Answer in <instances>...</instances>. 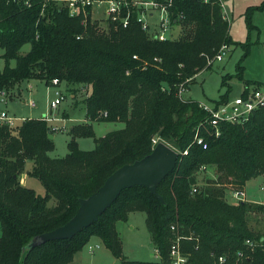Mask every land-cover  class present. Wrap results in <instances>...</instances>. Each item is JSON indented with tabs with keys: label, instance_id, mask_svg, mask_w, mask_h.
Listing matches in <instances>:
<instances>
[{
	"label": "trees",
	"instance_id": "16d2710c",
	"mask_svg": "<svg viewBox=\"0 0 264 264\" xmlns=\"http://www.w3.org/2000/svg\"><path fill=\"white\" fill-rule=\"evenodd\" d=\"M29 2L30 6L24 0H0L5 60L0 90L10 91L32 79L53 85L58 78L75 97L79 87L91 91L84 98L87 120L70 128L69 152L63 157L49 154L55 130L44 117L27 118L16 128L0 126V264H69L93 236L121 264H170L171 245L178 236L190 264H221L222 255L227 256L222 264L249 259L264 264L262 235L248 220L252 210H264V203H231L225 191L228 186L243 189L250 179L264 176V108L245 124H222L221 135L215 136L198 100L178 96L180 84L188 86L198 72L210 67L207 54L214 56L223 44L232 43L220 1L174 0L172 23L181 25L182 32L167 40L151 37L137 21V10L127 27L110 21L104 28L91 14L85 23L83 14L71 16L63 1ZM262 9L264 2L247 10L249 29L255 27L254 11ZM250 43L249 39L244 57ZM26 44L30 49L21 53ZM229 98L227 93L217 101ZM93 121L124 125L96 137ZM197 132L207 148L195 141ZM78 137H95L97 145L81 149ZM155 137L179 152L176 167L158 185L164 202L145 186L126 188L98 221L74 237L23 251L34 236L65 224L80 199L97 191L115 170L151 153ZM208 167L215 176L208 182L221 188L192 194L196 174ZM23 174L40 181L45 194L23 184ZM135 211L147 214L158 260L124 255L116 225ZM247 239L260 244L251 250Z\"/></svg>",
	"mask_w": 264,
	"mask_h": 264
},
{
	"label": "rangeland",
	"instance_id": "374dc122",
	"mask_svg": "<svg viewBox=\"0 0 264 264\" xmlns=\"http://www.w3.org/2000/svg\"><path fill=\"white\" fill-rule=\"evenodd\" d=\"M263 2L264 0H222L223 9L229 12V19H227L229 20V35L232 43L223 60L215 61L210 67L204 68L196 74L195 79L189 83L183 94L185 99L211 103L227 93L230 97L241 95L245 86L254 85L251 82L264 84V11H254L252 21L256 26L253 29H249L246 21L247 10L250 7L261 5ZM95 9V17H98L101 25L107 28L108 21L104 17L103 7L96 5ZM159 16L158 12H154L152 17H146L152 29L155 28ZM174 31L179 36L182 32L181 25H175ZM249 39L252 42L250 43V52L244 57ZM29 49L30 44H26L22 47L21 53H26ZM2 54L3 49L0 47V68L5 65ZM206 56L207 59L212 57L210 54ZM11 64H14V61H11ZM240 65H242V68ZM57 89L61 90L65 95V99L57 108H52L50 102L56 97L55 91ZM90 91L91 88L79 87L77 96L73 97L72 92L65 84L55 87L47 85L42 80H25L15 84L10 89L11 98L7 100L6 104L1 103L0 107L20 117H56L55 120L46 119L53 129H57L53 135L54 148L49 154L52 157H63L69 152L70 128L87 120L84 98ZM30 100L36 102L35 107L29 105ZM92 123L96 137L104 136L124 125L123 122L110 121H93ZM155 138L158 142H163L158 137ZM77 142L79 147L84 150H92L97 145L95 137H78ZM30 166L31 162L28 164V167ZM24 175L21 176V179ZM214 177L213 167H208L205 171L196 174L193 186H197L199 190L216 188L217 186L208 182L209 179ZM22 183L34 188L42 195L45 194L44 186L37 179L25 175ZM263 187V175L250 179L244 186L245 199L250 202L261 203L264 201ZM234 189L236 188L228 186L225 190L226 199L231 203L238 201L232 195ZM53 204L54 200L50 201L49 205ZM248 220L250 226L262 235V241L264 242V210L261 212H255V209L252 210L248 214ZM116 226L122 239L125 256L134 260L155 261L159 259L145 212L135 211L128 220H120ZM1 234L2 229L0 226V236ZM90 245L95 247L93 253L89 251ZM96 245H99V247H96ZM74 264H121V260L114 256L99 237L93 236L76 255Z\"/></svg>",
	"mask_w": 264,
	"mask_h": 264
},
{
	"label": "built area",
	"instance_id": "2783aa9c",
	"mask_svg": "<svg viewBox=\"0 0 264 264\" xmlns=\"http://www.w3.org/2000/svg\"><path fill=\"white\" fill-rule=\"evenodd\" d=\"M65 2L69 13L71 16H77L80 14L84 15L83 23L86 22L87 16L89 14L92 15V18L98 20V17H95V7L96 5L99 7H103V14L105 19L108 22H116L121 24L123 27H127L131 21V17L133 16L134 11H138L137 21L142 24L143 29L149 31L151 37L160 39V40H167L170 38H175L178 35L174 33V24L172 23V14L170 12V7L173 5L174 0H60ZM204 2H209L210 0H203ZM220 3H223L222 0H219ZM25 4L31 5L29 0H24ZM91 7V10L88 8ZM154 12L159 13V20L155 24V28L152 29L150 23L147 21V16L152 17ZM227 19V17L224 15ZM80 36H78L79 38ZM228 44H223L217 53L212 56L208 57V64L211 65L215 61L223 60L225 54L229 49ZM135 58H138L137 55H134ZM159 60L158 58H155ZM148 63V61H146ZM53 86L60 87L59 79L54 78ZM187 90V86L185 83L180 84L178 89V96L185 100L183 94ZM10 91L6 89L0 90V104L7 103V100L11 98ZM55 98L51 100L50 105L52 108H57L62 101L65 99V95L61 92V90L57 89L55 91ZM199 106L207 112V123L213 127V132L215 136H220L222 133L221 125L224 123H231V124H245L251 118L255 111L264 108V84H254L252 86H245L243 89V93L236 97H230L228 100L224 102H202L198 101ZM29 105L35 106L36 103L33 100H30ZM48 120H55L56 117H44ZM27 118L20 117L11 114L7 109L0 107V126H8L11 128H16L21 125ZM53 129V128H52ZM57 130V129H53ZM195 141L203 145L204 148H207L208 144L205 141L203 135H200L197 132ZM154 147L157 143H159L156 138L153 139ZM188 151L185 150L184 153ZM206 167V166H205ZM25 176V175H24ZM24 176L21 179L23 182ZM264 188V187H263ZM198 191L197 186H193L191 193L194 194ZM232 195L236 198L238 202L246 201L245 199V191L243 189H234L232 190ZM263 203V202H262ZM181 236L176 237L171 245L170 249V264H190L189 262V253H186L182 250L181 246ZM245 244L251 250H253L258 244H260L256 240L247 239ZM99 247V245H96ZM94 245L89 246V251L91 253L94 252ZM158 252V251H157ZM243 251L239 252L240 257L244 256ZM159 256V253H158ZM248 257V256H247ZM227 256L222 255L219 257V262L225 263ZM241 264H253L251 260H243Z\"/></svg>",
	"mask_w": 264,
	"mask_h": 264
},
{
	"label": "water",
	"instance_id": "95a60500",
	"mask_svg": "<svg viewBox=\"0 0 264 264\" xmlns=\"http://www.w3.org/2000/svg\"><path fill=\"white\" fill-rule=\"evenodd\" d=\"M53 138V135H50ZM179 158V152L165 142H159L152 152L124 164L110 174L103 185L86 198L80 199L76 213L63 225L53 230L34 236L23 251L32 249L50 240L72 238L84 228L98 221L100 215L109 208L120 193L129 187L142 185L156 195L162 202L163 197L158 192V185L174 170Z\"/></svg>",
	"mask_w": 264,
	"mask_h": 264
},
{
	"label": "crops",
	"instance_id": "0c3cea01",
	"mask_svg": "<svg viewBox=\"0 0 264 264\" xmlns=\"http://www.w3.org/2000/svg\"><path fill=\"white\" fill-rule=\"evenodd\" d=\"M263 11H264V9H262ZM262 10H260V11H262ZM95 12H96V9H95ZM229 12H227L225 9H223V14L229 19V14H228ZM153 19V18H152ZM227 19V20H228ZM229 21V20H228ZM254 24V23H253ZM255 25V24H254ZM256 26V25H255ZM174 31V30H173ZM174 33L176 34V31H174ZM177 35V34H176ZM178 37V36H177ZM251 41V40H250ZM259 83V82H258ZM73 97H75V95L73 94ZM36 103V102H35ZM35 107V106H34ZM243 190H244V188H243ZM263 203H264V201H262ZM133 213V212H132ZM132 213H130V215L132 214ZM130 215H129V217H130ZM79 253V252H78ZM77 253V254H78ZM76 254V255H77ZM75 258H76V256H75ZM75 258H74V260H73V262H71V263H69V264H74L75 263Z\"/></svg>",
	"mask_w": 264,
	"mask_h": 264
}]
</instances>
